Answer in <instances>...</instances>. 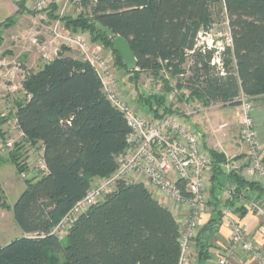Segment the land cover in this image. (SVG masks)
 <instances>
[{"label":"trees","instance_id":"obj_1","mask_svg":"<svg viewBox=\"0 0 264 264\" xmlns=\"http://www.w3.org/2000/svg\"><path fill=\"white\" fill-rule=\"evenodd\" d=\"M218 5L231 35L222 51L200 43V36L215 24L213 9ZM19 9L31 12L24 3ZM59 19L74 31H88L92 42L111 48L126 69L113 39L118 35L127 39L138 60L136 70L128 69L134 80L142 72L155 77L165 72L177 79L174 87L165 80V93L138 99L154 117L179 113L167 98L173 91L178 102H185L188 95V101L204 106H240L242 96L252 101L264 98V0H84L77 17ZM13 23L10 18L0 24V46ZM24 89L30 97L14 101L15 117L25 142L44 145L48 171L26 178L13 207L0 182V206L12 209L22 231L0 246V264H179L180 222L144 181H118L113 191L75 218L65 238L54 233L94 182L116 171L131 127L124 112L106 97L96 69L63 51L28 75ZM12 118L0 115V134ZM209 151L214 205L231 183L239 192H264L259 183L239 173L227 174L226 154ZM25 153L26 145L16 143L6 156L0 154V164L11 161L21 174L28 170ZM178 184L189 195L186 183ZM235 201L225 204L233 206ZM217 213L197 237L201 260L210 257L209 238L218 230L221 209Z\"/></svg>","mask_w":264,"mask_h":264},{"label":"built area","instance_id":"obj_2","mask_svg":"<svg viewBox=\"0 0 264 264\" xmlns=\"http://www.w3.org/2000/svg\"><path fill=\"white\" fill-rule=\"evenodd\" d=\"M52 1L37 0L30 11H41ZM69 2L80 6L83 10L84 0H69ZM22 34L19 33L15 37L18 44H22L25 37ZM88 34V31H74L66 27L58 19L52 24L51 36L48 39L39 43L36 38H33L32 42L38 46L43 60L49 62L54 58L52 57L53 51L56 57L57 51L63 47L77 49L84 61L89 62L98 72L106 97L124 112L131 127V133L128 136L127 149L117 156L116 171L107 177L97 179L85 197L55 227L54 233L59 235L60 232L67 230L78 215L113 191L118 181H146L154 194L186 211L184 220H182L184 229L180 230L182 253L179 264H195L192 256L193 244L202 227V218L207 209L208 178L214 166L213 157L205 147L201 134L187 118L195 111L166 114L161 117L136 111L122 96L117 78L111 69L109 60L102 53L101 45L92 42ZM217 61L220 62L219 59ZM9 63H14V69L4 73ZM2 73H4L3 77L8 78L10 82L4 86L8 94L14 95L20 91L23 97L25 95L30 97L24 89V81L29 75L27 68L18 61L9 62L0 57V76ZM177 95V91H173L170 96L176 99ZM187 99L188 95L185 99L187 104L194 103ZM241 100L239 140L248 148L249 156L247 159H241L237 156L226 155L223 168L227 174L239 173L264 187V149L261 146L253 117L255 104L246 96H242ZM15 112V106H10L4 115H13L12 121L20 134L18 143L22 142L26 145L23 163L27 165L28 170L21 172L20 175L23 178H28V175L42 176L48 171L44 158V145L32 146L24 141V133L20 129ZM16 143L17 141L13 138H0V154H8L15 148ZM179 181L186 183V191L189 195L183 192L178 184ZM223 196L226 202L236 201L233 206L224 204L221 208L222 221L228 225L231 234L230 241L216 264H230L236 257L238 249L249 253L257 264H264V249L249 238L245 227L233 215L234 208L246 209L257 213L264 219V198L253 191L239 192L235 183L229 184L224 189Z\"/></svg>","mask_w":264,"mask_h":264},{"label":"rangeland","instance_id":"obj_3","mask_svg":"<svg viewBox=\"0 0 264 264\" xmlns=\"http://www.w3.org/2000/svg\"><path fill=\"white\" fill-rule=\"evenodd\" d=\"M37 0H33V4ZM214 21L215 24L212 30L206 34L200 36V43L206 44L208 47H214L215 45L218 47L219 51L223 50L224 45L229 44L231 42V35L228 28L226 14L223 10L222 5H218L214 7ZM83 10L80 6L71 4L69 0H53L49 5L41 11H35L30 13H25L27 17L22 18L19 22L18 28H13L16 22L10 27L12 29V33L10 35V28H8V32L6 33V37H4V42L0 46V57L9 60V62L18 61L23 65V67L27 68L29 71V75L33 72L38 71L44 64L49 63V61H44L41 57V53L37 45L33 44L32 39L36 38L39 43L45 41L51 36V26L53 23L57 22L61 17H77ZM22 29L23 31L18 32L17 30ZM10 30V31H9ZM15 31V32H14ZM84 31V30H82ZM25 36L23 38L22 44L20 45L15 40V37L19 34ZM88 36H90L88 34ZM98 44L102 47L103 55L109 60L111 69L115 74L118 86L120 88V92L122 96H124L132 107L139 112L147 114L146 109L142 108L139 104L138 99L141 96L149 95V93H165V80L170 81V85L174 87L177 83L176 78H171L167 73L161 72L162 77H155L150 72H142L138 75V79L134 80V77L128 72L122 63L118 60L117 55L114 51L105 47L101 43ZM63 51L66 54H69L79 60L84 61L81 53L74 48L67 47L65 49L61 48L58 50V54ZM19 54V55H18ZM54 51L52 52V57H55ZM18 56V57H16ZM216 63L221 65V61ZM14 69V63H9L7 68L3 71L7 73ZM4 73L0 76V115H4L8 109V100L7 97L13 99L18 95L19 98L23 97L22 93L19 91L16 94H8L4 88L6 84H10L8 78L3 77ZM20 79V78H19ZM18 79V80H19ZM171 93L167 94V98L169 102L179 103L176 99L173 101L170 100ZM6 98V99H5ZM3 100V101H2ZM11 101V100H9ZM229 104H213L208 110H205L202 105H198L197 103H193L189 108L184 107L185 111H195L194 114L206 117V113L208 112L209 116H211V112L218 111V109L223 108L224 106H228ZM193 114V115H194ZM192 115V116H193ZM213 119L210 120L209 131L213 133L214 143L217 149H221L224 145V140L228 137V126L227 123H221L217 128L214 129L215 125L212 123ZM237 121H238V131L235 133V136L232 137L233 141L239 140V134L241 129V118L240 114L237 113ZM215 122V120H214ZM196 128V127H195ZM3 134H0L1 139L5 138H13L15 141H19L20 134L19 131L15 128L13 121H9L2 128ZM197 129V128H196ZM214 129V131H212ZM198 130V129H197ZM227 133V135H226ZM232 136V135H231ZM231 139V137H230ZM227 148V149H226ZM229 156H237L241 159H247L249 156V151L241 152L237 147H225ZM7 155V154H6ZM4 155V156H6ZM12 175V176H11ZM30 175H28L29 177ZM31 177V176H30ZM0 179L4 186V190L6 192L8 204L13 207L15 202L18 200L19 196L24 191L21 188V184L24 185L26 178H23L17 171L15 165L11 161H6L4 165L0 167ZM96 182V181H95ZM94 185V184H93ZM224 191V190H223ZM225 197L223 194L220 196V201L218 206L214 205L209 197L206 209V215L209 217H217L219 211L222 207V204L225 202ZM226 203V202H225ZM239 210V209H238ZM186 212V211H185ZM186 215V213H185ZM181 219V228L184 229V223L182 222V215H180ZM202 227L198 231V235H200ZM21 229L17 225L14 219L12 209H6L0 206V246L7 244L11 240H14L21 234ZM67 230H64L59 233V237L61 239L66 237ZM198 237V236H197ZM197 238L193 244L194 248L192 251V256L195 264H198V261L201 260L199 257V247L197 244Z\"/></svg>","mask_w":264,"mask_h":264},{"label":"crops","instance_id":"obj_4","mask_svg":"<svg viewBox=\"0 0 264 264\" xmlns=\"http://www.w3.org/2000/svg\"><path fill=\"white\" fill-rule=\"evenodd\" d=\"M20 3H24L27 10H30L31 7L33 6V0H0V24L7 22L8 19H10V18H13L14 22H16V24L13 28L19 27V22L21 21V19L27 17V15L25 13H30V12H27L25 10L23 11V10L19 9ZM10 30L9 31H10V35H11L12 29L10 28ZM17 31L20 32L23 30L19 29ZM7 32H8V29L5 30L4 37H6ZM20 45H23V44H20ZM16 57H18V56H16ZM16 99H18V96L14 97L13 99H10L9 97H7V100L9 102L8 107L15 106L14 101ZM9 100H11V101H9ZM170 100L173 101L174 99H172L170 96ZM253 102L255 104V107L253 110V117L255 119L256 127L258 130V134H259V138H260V142H261V146L264 149V98L262 100H259V101L253 100ZM195 103H197L199 106L202 105L199 102H194V104ZM174 104H175V108L178 109L179 113L184 112L183 111L184 107L189 108V106L193 105V103L187 104L186 102H179V103H174ZM202 107L205 110H208V108L211 107V105L210 106L202 105ZM204 113H206V117L201 116V114H198V115L194 114L193 116H189L187 118L198 129L197 131L201 134L203 143L208 150L212 149V150H216L218 152H222L226 155H229L226 151L227 148L225 149V147H232V146L234 147L235 146L238 148V150H241V152H247L248 151V148L245 145L241 144L240 140L233 141V139H232V137H234L235 133L238 131L237 113L240 114V106H232V105L224 106L223 108L218 109V111L211 112V116L208 115L209 113L207 111ZM211 119H213L212 123L214 125H215V123H217L216 126L214 127V129L217 128L221 123H227L228 137H227V139L224 140V145L222 146L221 149L216 148V145H215L214 139H213V135H212L213 133H211L209 131V129H210L209 124H210ZM214 120H215V122H214ZM10 121H12V119ZM3 126H2V128H3ZM214 129L212 131H214ZM226 135H227V133H226ZM230 137H231V139H230ZM5 162L1 163L0 167L2 165H4ZM0 182L2 183L1 179H0ZM144 182L149 187V189H151L150 186L147 184V182L146 181H144ZM2 186L4 188V186H6V185H4L2 183ZM20 186H21V188L25 189V183H24V185L21 184ZM211 186H212V174L208 178V197H209L210 201H211ZM253 192L255 194H257L258 196H261L262 198H264V192L260 193V192L255 191V190H253ZM222 194H223V191L220 192V196ZM154 196L174 213L177 220L181 224V220H179V219H181L180 215H182V218H183L182 220H184L185 211L183 209H180V208L174 206V204L171 201H169L165 198H160L156 194H154ZM220 196H219V198H220ZM225 202L222 204V207L225 204ZM243 211H245V214H242ZM233 215L237 219H239L241 224L245 227L249 238H251L257 246L264 249V219L262 217H260L257 213H255L253 211H248L246 209H242V210L239 209L238 210V209L234 208ZM213 218L214 217H211L210 215L208 217L206 215V211H205L203 218H202V227L204 225H206ZM230 234H231V232H230L228 225L222 221V217H221L218 230L213 234V236H211L209 238V240L211 241V245H212L211 250H210V257L207 259L199 260L198 264H216L217 260L219 259L220 255L222 254L224 248L228 245V243L230 241ZM20 235H22V232ZM230 264H257V263L255 262L254 259H252L250 257L249 253L243 251L242 249H238V251L236 253V257L230 262Z\"/></svg>","mask_w":264,"mask_h":264},{"label":"water","instance_id":"obj_5","mask_svg":"<svg viewBox=\"0 0 264 264\" xmlns=\"http://www.w3.org/2000/svg\"><path fill=\"white\" fill-rule=\"evenodd\" d=\"M113 44L120 53L128 69L131 71L136 70L138 67V60L129 41L123 36L118 35L113 39Z\"/></svg>","mask_w":264,"mask_h":264}]
</instances>
